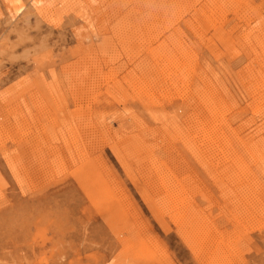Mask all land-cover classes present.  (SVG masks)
I'll list each match as a JSON object with an SVG mask.
<instances>
[{
    "label": "rangeland",
    "instance_id": "374dc122",
    "mask_svg": "<svg viewBox=\"0 0 264 264\" xmlns=\"http://www.w3.org/2000/svg\"><path fill=\"white\" fill-rule=\"evenodd\" d=\"M0 264H264V0H0Z\"/></svg>",
    "mask_w": 264,
    "mask_h": 264
},
{
    "label": "bare ground",
    "instance_id": "6f19581e",
    "mask_svg": "<svg viewBox=\"0 0 264 264\" xmlns=\"http://www.w3.org/2000/svg\"><path fill=\"white\" fill-rule=\"evenodd\" d=\"M152 6V5H151ZM207 9V8H206ZM11 13V12H10ZM163 15V14H162ZM14 16V15H13ZM12 17V16H11ZM144 22V21H143ZM154 48V47H153ZM159 51V50H158ZM164 53V52H163ZM98 64V63H97ZM146 83V82H145ZM180 85V84H179ZM175 91V90H174ZM187 95V94H186ZM190 101V100H189ZM182 103V102H181ZM211 104V103H210ZM212 117V116H211ZM205 118V117H204ZM209 118V117H208ZM213 119V118H212ZM203 120V119H202ZM208 122V121H207ZM207 130V129H206ZM212 130V129H211ZM204 132V131H203ZM220 141V140H219ZM217 145V144H216ZM194 246V245H193ZM198 248V247H197ZM196 250V249H195ZM197 254V253H196Z\"/></svg>",
    "mask_w": 264,
    "mask_h": 264
}]
</instances>
